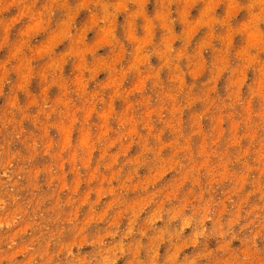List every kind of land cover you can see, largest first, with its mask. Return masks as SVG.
<instances>
[{"label":"rangeland","instance_id":"obj_1","mask_svg":"<svg viewBox=\"0 0 264 264\" xmlns=\"http://www.w3.org/2000/svg\"><path fill=\"white\" fill-rule=\"evenodd\" d=\"M0 264H264V0H0Z\"/></svg>","mask_w":264,"mask_h":264}]
</instances>
